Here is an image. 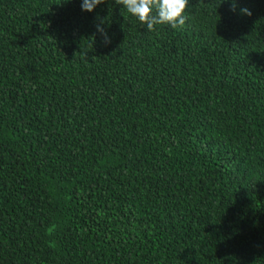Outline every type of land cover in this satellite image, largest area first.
Masks as SVG:
<instances>
[{
	"label": "trees",
	"instance_id": "16d2710c",
	"mask_svg": "<svg viewBox=\"0 0 264 264\" xmlns=\"http://www.w3.org/2000/svg\"><path fill=\"white\" fill-rule=\"evenodd\" d=\"M82 2L0 0V264H264V0Z\"/></svg>",
	"mask_w": 264,
	"mask_h": 264
},
{
	"label": "clouds",
	"instance_id": "9594fccd",
	"mask_svg": "<svg viewBox=\"0 0 264 264\" xmlns=\"http://www.w3.org/2000/svg\"><path fill=\"white\" fill-rule=\"evenodd\" d=\"M103 0H83L82 10L93 11ZM123 5V9L135 17L140 24L146 25L148 31H154L157 25H170L173 29L182 28L189 19L185 15L189 0H115ZM231 10L235 11L233 2ZM241 12L251 15L248 8H242ZM103 23V21H101ZM97 31L104 37V42L109 43L110 38L106 30L100 24L96 25Z\"/></svg>",
	"mask_w": 264,
	"mask_h": 264
}]
</instances>
